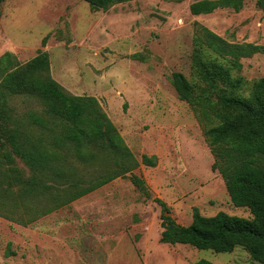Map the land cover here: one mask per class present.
I'll list each match as a JSON object with an SVG mask.
<instances>
[{"label": "rangeland", "instance_id": "obj_1", "mask_svg": "<svg viewBox=\"0 0 264 264\" xmlns=\"http://www.w3.org/2000/svg\"><path fill=\"white\" fill-rule=\"evenodd\" d=\"M192 1L128 0L106 10L84 0L0 3V55L9 51L22 64L47 51L50 74L66 91L96 97L140 162L133 174L143 182L141 188L130 174L118 176L46 215L37 214L44 208L38 198L20 207L0 205V264H262L241 246L214 252L159 241L156 198L184 225L194 210L251 217L248 208L231 203L212 168L214 152L203 134L207 120L177 97L169 79L180 71L194 82L193 38L205 27L229 42L262 46L232 70L246 80L239 94L247 95L249 84L264 77V13L245 0L238 11L193 15ZM8 104L19 114L40 107L24 95L11 96ZM142 155L152 163L141 162ZM11 165L30 174L17 157Z\"/></svg>", "mask_w": 264, "mask_h": 264}, {"label": "trees", "instance_id": "obj_2", "mask_svg": "<svg viewBox=\"0 0 264 264\" xmlns=\"http://www.w3.org/2000/svg\"><path fill=\"white\" fill-rule=\"evenodd\" d=\"M84 1L91 9L106 10L128 0ZM244 1L194 0L189 11L193 15L225 7L238 11ZM254 3L264 13V0ZM193 43L190 73L194 82L172 71L170 84L180 100L207 120L203 134L214 152L212 168L218 169L231 203L248 208L251 217L224 211L207 216L194 210L190 223L184 225L156 198L161 205L159 241L214 252L241 246L254 261L264 264V77L253 80L247 95H241L247 82L232 73L241 66L240 58L262 46L229 42L205 27L194 35ZM14 95L34 97L40 107L19 114L8 104ZM0 150L1 206L20 207L38 198L44 208L37 214L46 215L127 174L143 188L133 174L140 162L96 97L66 91L51 76L45 50L22 64L9 51L0 55ZM14 157L26 165L28 176L11 165ZM141 162L152 163L146 155ZM190 264L210 262L200 259Z\"/></svg>", "mask_w": 264, "mask_h": 264}, {"label": "crops", "instance_id": "obj_3", "mask_svg": "<svg viewBox=\"0 0 264 264\" xmlns=\"http://www.w3.org/2000/svg\"><path fill=\"white\" fill-rule=\"evenodd\" d=\"M0 155H1V150H0Z\"/></svg>", "mask_w": 264, "mask_h": 264}]
</instances>
